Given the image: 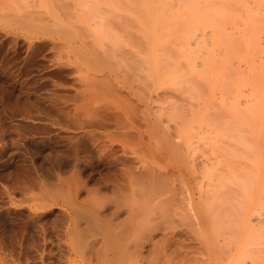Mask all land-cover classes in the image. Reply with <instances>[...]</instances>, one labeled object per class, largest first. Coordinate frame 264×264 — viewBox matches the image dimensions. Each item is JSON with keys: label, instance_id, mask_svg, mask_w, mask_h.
Segmentation results:
<instances>
[{"label": "rangeland", "instance_id": "obj_1", "mask_svg": "<svg viewBox=\"0 0 264 264\" xmlns=\"http://www.w3.org/2000/svg\"><path fill=\"white\" fill-rule=\"evenodd\" d=\"M103 1L112 10L106 38L94 36L90 24L80 26L85 3ZM109 1L0 0V264H80V246L88 260L101 264L116 247L104 237L117 231L110 226L114 190L127 164L141 165L143 174L179 165L176 146L170 147L180 129L171 108L191 89L168 97L160 86L164 73L187 69L180 62L184 51L175 39L162 42L156 16L144 19L134 2ZM158 88L166 99L154 103ZM196 89L209 95V89ZM142 96H153L151 107L140 104ZM209 98V106L217 102ZM108 131L118 137L109 139ZM198 167L200 174L204 167ZM199 177L192 181L196 196L208 186ZM211 231L194 226L191 244L197 249ZM201 247L207 257L212 244ZM146 253L143 264L174 262L158 251ZM207 260L234 264L229 257Z\"/></svg>", "mask_w": 264, "mask_h": 264}, {"label": "bare ground", "instance_id": "obj_2", "mask_svg": "<svg viewBox=\"0 0 264 264\" xmlns=\"http://www.w3.org/2000/svg\"><path fill=\"white\" fill-rule=\"evenodd\" d=\"M103 2L102 6L85 3L87 12L80 10V26L90 24L94 36L106 38L111 34L108 18L112 10ZM126 3L141 6L137 9L143 18L156 16L162 42L175 39L177 49L184 51V61H180L187 68L184 75L164 73L162 93L182 96L191 89V94L171 108L170 117L174 115V125L180 127L170 145L176 146L177 169L171 172L157 167L143 174L141 165L126 163L121 184L114 186L110 226L117 231L114 238L103 239H110L116 247H111L101 264H143L146 251H158L173 264H209L206 261L212 257H229L234 264H264V0ZM199 87L209 89V95L200 94ZM156 92L154 103L166 99L159 88ZM209 97L217 101L212 106ZM152 98L138 100L148 108ZM116 107L125 114L123 104ZM167 122L166 127L170 120ZM126 135H121L122 142ZM106 136L113 140L117 135L108 131ZM199 147H203L201 154L197 153ZM199 164L204 167L200 174L195 172ZM198 177L202 186L208 181V188L203 189L207 193L196 196L192 181ZM157 207L159 211H154ZM196 225L212 229L198 244L200 248L205 242L212 244L207 257L191 244ZM125 241H130L129 246L122 245ZM132 245L135 249L130 250ZM80 264H94L82 246Z\"/></svg>", "mask_w": 264, "mask_h": 264}]
</instances>
